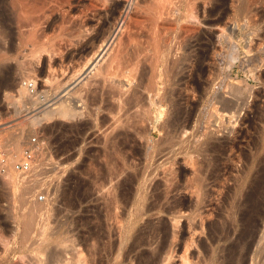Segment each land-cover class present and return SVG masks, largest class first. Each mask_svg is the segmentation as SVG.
<instances>
[{
    "label": "bare ground",
    "instance_id": "6f19581e",
    "mask_svg": "<svg viewBox=\"0 0 264 264\" xmlns=\"http://www.w3.org/2000/svg\"><path fill=\"white\" fill-rule=\"evenodd\" d=\"M195 1L125 0L129 6L132 2L133 7L129 9L128 4L123 5L118 0H88V3H85L84 0H0V14H3L4 11L7 15L6 8L8 12V23H6L5 16L0 15V40L7 36L12 39L15 28L18 32L17 35L19 34L21 38L37 41L38 46L30 49L31 57H35L36 61H40L44 53H50L51 63L49 67L51 71L55 70L54 60H52L53 54L57 56L60 54V58L63 56L62 51L64 50L62 48L61 51V43L63 40L66 42V37H69L66 36V33L70 35V38L71 36L79 38L76 42L78 44L81 42L80 45L83 51L89 48L93 49L91 54L84 56V60L86 57L85 63L83 62L84 65L76 71L78 73L83 68L85 69L93 60V63L96 62L89 74L96 76L95 81L97 83H103L106 86V93L108 94L106 96L109 98L106 110L108 115L112 116L113 120L110 117V121L114 123V126L111 124L113 127L110 124L108 127L109 130H111V127L113 128L112 133L117 130L114 135L112 134V138L109 136L110 142L107 147L105 146L108 166H106V177H104L107 179L105 180L103 177L105 181L100 185V189L103 190L108 187L107 185L113 181L117 173L122 175L127 171H135L136 166L131 162L130 155H141L143 157L141 159L145 163V166L139 172L136 171L137 173L133 174L127 172L128 174L126 173L124 179L117 184L112 183L114 186L111 184L112 187H109L107 191L105 190L104 216L100 214L99 207L95 206L94 213L96 215L94 214V216L97 218L95 225L91 220L94 217L90 218V216L87 217L83 214L72 221L53 219L50 202L47 200L46 202H40V200L33 199L35 188L31 186V179L24 176V174L37 169L39 165L33 162L32 168L24 172L15 169L13 166V161L20 158L22 153L23 144L21 145L22 142L20 143L19 140L20 133L12 134L7 131H0V146L3 149H10L9 166L3 174L5 182L13 191L21 187L24 188L23 193L16 198L24 214L20 219L14 218L0 223V264H173L172 260L176 257L174 255L176 249L173 245L176 244L175 241L180 233L178 228L183 216L189 220V226L191 227H188L189 230L193 229L192 231L196 233L198 228L194 223H197L199 216L202 217V213H199V211L201 205L206 203V198L210 192L207 191V175L202 170L215 160L212 156L213 153L216 151L221 153L223 148L230 146V144L225 146V143H217V133L220 131H205V134L202 135L203 138L199 135V130L195 131L193 128V131H189L190 113L186 109V105L189 103L187 93L197 78L195 75L187 76L185 68L188 67L187 60H191V56H193L189 49L191 45L189 40L191 36L193 37L191 34L194 29L189 27L190 25H185V23L182 25L184 27L181 28V32L177 36L178 43H175L177 44L174 45L176 46L175 49L171 47L168 40H165L164 44H161L160 40L162 38L160 35L170 28L173 29L172 26H175L179 20L183 18L196 20L198 18L195 15L197 13L193 10L195 5L193 2ZM100 6H103V8L105 6L106 19L108 16L114 17L113 27L109 31L107 28H98L99 30H97L99 24L95 25L96 28L94 24L93 26L90 25L93 22L88 24V20L91 21L95 16L100 15L99 17H101V12L98 14V11L101 10L98 9ZM75 7L78 9L77 12H73ZM124 7L125 9H123ZM183 8V13L176 14V11ZM249 8L250 5L244 0L238 9L239 14L248 17ZM55 16H60V19H57L59 24L54 22ZM53 24L57 28H55V31L53 30L55 34L51 33L52 35H50L48 30ZM57 30L59 31L57 32ZM220 33L222 34V32ZM167 36H165V39H168ZM193 38L196 40V37ZM198 41L201 45L198 61L201 62L206 59L209 45L202 39H198ZM28 54L30 53L28 52ZM69 56L72 55L69 54ZM99 56L100 59L96 61ZM20 64L22 69L29 70L30 67H26L29 62ZM148 67L149 71H147ZM36 69L32 70L33 79ZM61 69L63 70V68ZM30 71L27 78L31 77L32 79ZM35 81L37 80L35 79ZM35 81L33 86L37 83ZM53 81L48 77L45 83L51 85ZM25 82L20 81L17 94L7 95L8 98L16 100L23 106L30 102L29 100H27L29 102L24 101L26 95L32 94L30 83L25 85ZM209 91L211 90L209 89ZM75 93L79 94L81 101H84L81 90H75L73 94ZM211 96L213 99L209 97L211 100L209 102L210 107H208L211 111L206 109L210 112H208L209 116L215 111L221 113L216 98L214 99L212 94ZM93 100L97 104L100 98L98 99L97 96ZM225 107L232 108L228 104ZM83 110L80 109V113ZM77 113L79 112L76 101H73L68 95L67 98L60 100L54 109L47 112L46 116L48 118L54 116L72 118ZM203 115L205 118L204 113ZM207 120L209 122V119ZM33 125L36 124L33 123ZM136 138L137 141H140V146L138 145L140 148L137 146L139 151L136 147V149L133 147L135 150L132 151L126 150V143L130 142L131 139L136 141ZM257 145L261 146L260 143ZM164 146H166L165 149H168L167 153L173 155V157L179 153L184 154L187 163L189 162L190 165L192 164L195 167L192 166L195 170L192 168L193 175L186 179L185 184L181 182V179L177 181L178 178L175 176L174 169H167L168 171L164 170L158 173V169L164 166L166 160H168L167 157L166 160L160 162L154 160L156 156L164 152ZM195 154H198L199 158L202 156V161H199L197 155L194 156ZM170 157H168L169 160ZM199 164L201 167H198ZM203 165L206 166L203 167ZM258 172V176L255 177L254 181L256 189L252 186L253 191L247 192L244 199L246 200L244 202H248L254 210L253 215L250 214L251 218L248 220L249 225L252 227L249 231V233L252 232L253 236L251 242L257 239V243H254L256 249L251 264L264 263V224L262 230L258 226L263 215L261 207L264 204L258 198V193L257 196L254 193V190L259 192L261 189L263 194L260 193L264 195V163ZM179 181L184 185H180ZM96 185L98 184L96 183ZM240 186L242 185L236 188L237 191ZM182 189L191 194L193 199L188 201L185 197H178L177 194ZM126 191L134 192L133 197L128 199V203L126 202L127 199H123ZM123 206L125 211L124 209L120 211L119 209ZM164 215L170 217L172 227L175 228H173L172 235L168 221L163 220ZM200 223L202 224L204 221ZM227 231L231 232L230 229ZM227 231L226 233H228ZM226 235L228 236V234ZM170 237H173V239ZM190 238L192 240H187L186 250L179 257L181 264H209L213 257L210 259L204 258V261L202 258H198L199 260L196 261V257L193 256L192 258L190 256V247L193 245L198 246L196 240ZM159 240L161 241L159 242ZM169 240H172V243ZM235 243L236 240L232 246H235ZM237 258L233 256L231 264H235ZM241 264H246L245 258H243Z\"/></svg>",
    "mask_w": 264,
    "mask_h": 264
},
{
    "label": "rangeland",
    "instance_id": "374dc122",
    "mask_svg": "<svg viewBox=\"0 0 264 264\" xmlns=\"http://www.w3.org/2000/svg\"><path fill=\"white\" fill-rule=\"evenodd\" d=\"M118 1L123 5L128 4L125 0ZM84 2L88 3V0H84ZM243 2L244 0H196L193 2L195 3L194 6H196H193V10L197 13H194L198 17L196 18L197 21L193 18H183L175 26H172L173 29L170 28L167 30L169 33L165 31L164 34L160 35L162 37L160 39L161 44L163 42L165 43V40H168L171 47L175 49L176 46L174 45L178 43L177 36L181 32V28L184 27L182 25L185 23V25H190L189 27L194 29L191 35L196 37V40L192 36L189 40L191 42L189 49L193 56H191V60L189 59L190 61L187 60L186 64L188 67L185 68L187 76L195 75L197 78L187 93L190 103H188L190 107L187 106L188 104L186 105V109L190 113L189 131L199 130L198 133L202 138L204 137L202 135L205 134V131H220L217 133V143H225V146L230 144V146L223 148L224 153L223 151L221 153L219 151L213 153L212 156H214L215 160L210 162L208 167H205L206 165H203L205 168L202 167V171H205L208 178L207 191H210L209 196L206 198V203L201 205L199 213H202V217L199 216L197 223H194L196 228H198L196 233L192 231L193 229L189 230L191 228L189 226V220L184 216L181 218L178 228L180 233L175 241L176 244L174 243L173 245L176 249L174 254L176 257L174 256L175 258L172 260L173 264H181L179 257L185 252V244H187V240L190 241V237L194 238L198 243V246L193 245L190 247V256L192 258L193 256L194 258L196 257V261L201 258L204 261V258L210 259L213 257V260L209 264H231L233 256L238 257L237 264H241L243 258L246 259V264H251L252 256L256 249V244L254 243H257V239L255 240L256 242H251L253 241V236L251 234L252 232L249 233V231L252 227L248 221L251 218L250 214L254 213V210L248 202H244L246 201L244 199L247 192L253 191L255 177L258 176V170L260 171V167L264 163V0H245L250 5L248 17L240 15L238 11ZM101 7L103 8V6L98 8L101 9L98 11V14L101 12V17H99L100 15H97L98 17L93 16L94 19H91V21L88 20V24L93 22L90 25L93 26L94 24L95 28V25L99 24L97 30L107 28L109 31L113 27L114 17L108 16L106 19L105 6L103 10ZM131 7H133L132 2L130 6L128 4V8L130 9ZM75 11H78L77 7L73 9V12ZM182 11L184 12V8L176 11V14H181L183 13ZM5 12L7 15L4 11L0 15L2 17L5 16L6 23H8L7 8ZM58 18L60 19V16H55L54 22L59 24ZM96 20H99V22ZM188 21L189 23H187ZM55 24L52 27L50 26L51 28L48 30L50 35H52L51 33L55 34L53 32L57 28ZM17 33V29L14 28L12 39L7 36L0 40V131H7L12 134L20 133L19 140L20 143L22 142L21 145L23 144L22 153L34 135H39L46 142L45 148L37 153L34 160V163L38 164L40 168L38 167L30 171L24 174V176L31 179V186L35 188L33 199L40 200V202H46V200L50 202L53 219L72 221L83 214L87 217L90 216V218L94 217L91 220H93V225H95L97 222V218L94 216L95 206L99 207L100 214L104 216V208L106 205L104 193H106L109 187L114 186V183L117 184L124 179L126 177L125 175L130 171L122 175L117 173L113 181L107 185L108 187L103 190L100 189V185L107 179L105 178L106 166H108L106 163L107 150L105 146L107 147L110 138H112L117 130L112 133L114 123L110 121V117L113 120L112 116L110 114L108 115L106 110L107 104L109 103L107 101L109 98L107 97L106 86L103 83H97L95 81L97 79L96 76L89 74L96 62L93 63V60L88 66L85 65V69L83 68L78 73L76 71L84 65L83 62L85 63L86 61V57L84 60V56L91 54L93 49L91 50L89 48L83 51L80 45L81 42L80 44L76 42L79 38H73L72 36L70 38V35L66 33V36L69 37H66V42L63 40L61 43L63 46H61V51L62 48L64 50L62 51L63 56L60 58V54L58 56L53 54L52 60H54L55 70L51 71L49 67L51 63L50 53H44L41 60H37V63L36 58L31 57L30 49L37 47L38 42L23 39ZM165 36L168 39H165ZM198 39H202L209 45L206 59L201 62L200 60L198 61V56L201 51V45H199L200 42ZM75 43L77 44L75 45ZM4 54H6L5 57ZM69 54L72 56H69ZM61 59H63L62 62ZM99 59L100 56L96 61ZM23 62L24 64L29 62V64H26V67H30L29 70L21 68L20 63ZM34 68L37 69L36 73H34L36 78L34 77L33 79L32 70ZM29 71L33 81L31 77L27 78ZM147 71H149V67ZM47 76L51 78V81L54 80V85L52 83L51 85L45 83L48 78ZM20 81H27L25 85L30 82H37L36 85L34 84L31 87L32 90L30 92L32 94L29 93L24 98V101L29 100L31 103L27 101L29 103L24 104V106L16 100H11L7 97L8 94L18 93ZM75 90H81L84 101H81L79 94H73ZM211 94L214 99L216 98V103L221 113L215 111L209 116V110L211 111V109L208 107H210ZM68 95L73 101H76L79 113L72 118L58 116L48 118L46 113L54 109L60 100L67 98ZM97 96L100 100L96 104L93 99L97 98ZM226 104L232 108L225 107ZM80 109H84L82 113H80ZM206 109L209 110L207 111ZM203 113L205 114V118ZM207 119H209V122ZM33 123L36 125H33ZM109 124H113V126L111 125V130H109ZM107 128L108 130H106ZM108 131H111V135ZM109 136L111 137L109 138ZM135 140H129L130 142L126 143L125 149L132 151L138 148L140 141H137V138ZM259 143L261 146L257 145ZM133 147L136 148L134 149ZM139 148L137 149L138 151ZM165 148L166 146H164V152L160 153L161 155L156 156L154 159L156 162L166 160V157L168 159L166 160V164L158 169V173L164 170L168 171L167 169H174L175 176L178 178L177 181L181 179V182L185 184L186 179L193 175L192 173L195 167L192 164L190 165L189 162L187 163L184 154L179 153L173 157V155L167 153L168 149ZM196 155L198 157V154L194 156ZM169 156H171L170 160L168 158ZM130 158L136 167L135 171H131L129 174L137 173L136 171L139 172L145 166L141 155H130ZM199 161H202V156L199 158ZM198 167H201L200 164ZM3 174L0 176V223L14 218L20 219L24 214V211L23 213L21 211L19 201L16 200L23 193L24 188L21 187L13 191L5 182ZM181 182L179 183L180 185L182 184ZM239 185L242 186L237 191L236 188ZM255 187L254 189H256ZM239 191L242 192L240 193ZM260 192L263 194L261 189L259 192L254 190L255 195L257 196L258 193V198L264 204V195ZM179 193L177 194L178 197H185L188 201L193 199L191 194L184 191V189ZM133 194L134 192L126 191L123 199H127L126 202L128 203V199H131ZM42 196L43 198H41ZM122 209L125 211L124 206L119 210L122 211ZM261 209L263 215L258 224L261 228L260 230H262L264 224L263 205ZM248 211L251 212L249 213ZM169 218L167 215L163 216V220L168 221L167 223L171 228L170 230H172L170 231L172 235L174 227H172ZM201 221H204L202 223L203 225L200 223ZM228 229L231 232H228ZM235 240V246H232ZM169 241L172 243V240ZM168 246L170 247V245Z\"/></svg>",
    "mask_w": 264,
    "mask_h": 264
},
{
    "label": "built area",
    "instance_id": "2783aa9c",
    "mask_svg": "<svg viewBox=\"0 0 264 264\" xmlns=\"http://www.w3.org/2000/svg\"><path fill=\"white\" fill-rule=\"evenodd\" d=\"M29 86H33L30 82ZM46 142L43 141L39 135H34L29 140V144L25 147L20 158L13 161V166L19 171H27L32 168L33 162L40 150L45 148ZM9 150L3 149L0 146V176L5 173L9 166ZM43 198V196L41 197Z\"/></svg>",
    "mask_w": 264,
    "mask_h": 264
}]
</instances>
